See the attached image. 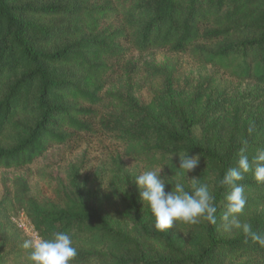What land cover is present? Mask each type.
Returning <instances> with one entry per match:
<instances>
[{
	"label": "trees",
	"instance_id": "16d2710c",
	"mask_svg": "<svg viewBox=\"0 0 264 264\" xmlns=\"http://www.w3.org/2000/svg\"><path fill=\"white\" fill-rule=\"evenodd\" d=\"M128 46L191 52L264 90V0H0V168L32 165L53 146L93 132V121L101 117L139 168L166 164L164 179L188 191L193 177L207 184L216 223L201 217L196 224L157 230L137 185H127L124 176L111 178L107 193L101 185L90 194L58 186L46 197L29 195L27 180L18 177L13 188L6 187L18 212H26L41 237L69 234L78 253L71 264H264V246L221 219L231 187L219 184L242 154L251 161L264 149V116L235 108L233 128L218 127L215 120L218 131L208 135L210 126L196 119L197 108L206 102L213 119L221 97L230 103L215 75L195 86L190 108L173 106L159 94L142 104L113 94L109 114L100 116L112 60ZM157 70L163 80L152 87L171 89L172 69ZM197 154L194 171L176 168L179 155ZM254 167L238 182L246 204L236 215L252 233L264 235V183L254 178ZM171 188L166 184V191ZM25 239L0 206V264L30 262L31 249L21 246Z\"/></svg>",
	"mask_w": 264,
	"mask_h": 264
},
{
	"label": "rangeland",
	"instance_id": "374dc122",
	"mask_svg": "<svg viewBox=\"0 0 264 264\" xmlns=\"http://www.w3.org/2000/svg\"><path fill=\"white\" fill-rule=\"evenodd\" d=\"M165 67L173 71V87L165 88L162 83L156 92L152 84L163 80V74L157 73V69ZM211 75L222 81V88H226L224 92L230 103L225 102V95L221 97L219 111L213 119L209 118L206 102L197 108L196 119L202 118L210 126L208 135L218 131L213 130L216 124L212 122L215 120H218L216 121L218 127L219 124L226 123L233 128L234 123L231 125L229 121H233L235 108L246 116L255 115L257 118L264 116L262 97L264 90L257 84L241 83L231 71L203 64L191 52L176 53L167 48L140 52L131 46H128L122 57L112 60L104 90L105 107L100 116L109 114L108 108L114 99L113 94H119L136 104L148 102L154 94H159L163 101L170 102L173 106L190 108L189 102L194 96L195 86ZM93 123L95 124L93 132L78 133L67 143L53 146L45 156L26 168L18 170L0 168V206L6 210L15 224L14 219L24 210L18 212L20 208L13 202L12 196L7 194L6 187L13 188L14 180L18 177L27 180L29 195L46 197L54 196V190L59 191L58 186L67 192H73L75 185L82 194H90L101 185L102 188L107 187L105 189L107 193L111 178L124 176L127 185H136L133 178L149 170L139 168V165L125 157L122 144L117 140L116 131L104 127L101 117L95 119ZM198 132L202 137L207 134L203 125H200ZM106 201L105 199L104 203ZM23 233L28 239V235L24 231ZM25 264H31V261Z\"/></svg>",
	"mask_w": 264,
	"mask_h": 264
},
{
	"label": "clouds",
	"instance_id": "9594fccd",
	"mask_svg": "<svg viewBox=\"0 0 264 264\" xmlns=\"http://www.w3.org/2000/svg\"><path fill=\"white\" fill-rule=\"evenodd\" d=\"M200 163V156H180L179 166L187 173L194 171ZM163 166L149 169L136 175L133 179L139 190V198L146 203L155 216V228L160 231L170 230L179 223L196 224L198 218L216 223L217 207L214 197L210 194L207 184H200L193 177L191 191L179 181L173 185L161 175ZM169 165V164H167ZM257 182L264 183V149H259L257 155L249 160L247 155H241L236 167L229 169L219 181L221 186H230L227 194V205L221 219L236 229H242L246 235H251L253 241L264 246V235L252 233L251 226L241 223L236 214L242 212L246 204L244 187L238 183L245 177V173L253 170ZM172 167L171 165H169ZM175 175L179 173L175 172ZM166 184L172 188L166 191ZM24 249H31L29 260L31 264H71L77 256V249L73 246L72 238L63 232H54L51 238L38 235L30 236L21 245Z\"/></svg>",
	"mask_w": 264,
	"mask_h": 264
},
{
	"label": "built area",
	"instance_id": "2783aa9c",
	"mask_svg": "<svg viewBox=\"0 0 264 264\" xmlns=\"http://www.w3.org/2000/svg\"><path fill=\"white\" fill-rule=\"evenodd\" d=\"M14 220L19 228L28 235V237L33 235L41 236L32 222L29 220L25 211L21 212L20 216L18 218H15Z\"/></svg>",
	"mask_w": 264,
	"mask_h": 264
}]
</instances>
